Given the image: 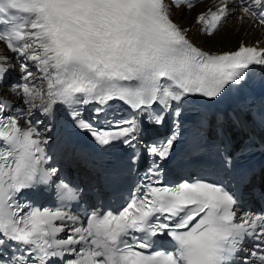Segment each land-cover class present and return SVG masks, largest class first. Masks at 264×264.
Returning a JSON list of instances; mask_svg holds the SVG:
<instances>
[{
  "label": "snow or ice",
  "instance_id": "1",
  "mask_svg": "<svg viewBox=\"0 0 264 264\" xmlns=\"http://www.w3.org/2000/svg\"><path fill=\"white\" fill-rule=\"evenodd\" d=\"M231 2L216 0L199 13V31L214 35L232 14ZM238 3V22L247 17L264 26V11L254 10L264 8V0ZM182 4L193 7L189 0H0V246L11 241L21 250L10 264H52L66 253L76 259L64 264H264V212L238 215L236 197L206 179L154 187L160 184L152 179L161 175L159 166L149 168L148 183L138 184L120 210L92 211L86 223L64 210L79 195L64 181L56 186L55 208L17 200L24 190L49 184L58 171L44 167L48 141L26 119L34 109L49 114L58 104L67 106L77 127L98 144L122 139L130 146L141 131L137 120L106 117L109 128L98 129L81 118L77 106L98 105L95 119L109 102L120 101L147 111L153 125H163L171 113L175 130L147 147L165 160L180 135L178 118L189 97L214 99L241 84L254 66L264 67V48L243 41L222 52L194 45L188 29L171 18V7ZM5 49L21 60L20 82L10 92L24 105L22 115L7 114L13 105L3 94L11 70ZM154 104L162 106L160 114L152 111ZM158 235L170 238V250L157 246ZM247 239L255 241L251 251L244 247Z\"/></svg>",
  "mask_w": 264,
  "mask_h": 264
},
{
  "label": "bare ground",
  "instance_id": "2",
  "mask_svg": "<svg viewBox=\"0 0 264 264\" xmlns=\"http://www.w3.org/2000/svg\"><path fill=\"white\" fill-rule=\"evenodd\" d=\"M193 4L191 9L185 7L183 4L179 7H171L172 20L181 26V28L189 27L187 36L200 48L217 52L218 49H224L225 47H234L239 38H245L247 40L261 39L259 28L250 23L247 17L244 21L238 22L239 16V3L238 0H232L231 11L227 22L225 21L218 31L214 35L208 36L199 31L200 25L196 23L195 14L204 10L205 8L212 6L215 7L216 0H189ZM244 3L249 5V0H244ZM3 44H0V48H3ZM5 54L9 57L10 72L3 85V94L6 97L22 103L11 92L12 85L20 82L21 72L19 64L21 60L19 57H14V54L5 49ZM35 72V67L30 68ZM35 83L39 86L41 81L37 79ZM42 111L34 109L32 112L33 119H38L39 123L36 126L42 124Z\"/></svg>",
  "mask_w": 264,
  "mask_h": 264
},
{
  "label": "rangeland",
  "instance_id": "3",
  "mask_svg": "<svg viewBox=\"0 0 264 264\" xmlns=\"http://www.w3.org/2000/svg\"><path fill=\"white\" fill-rule=\"evenodd\" d=\"M229 19V17L227 18V20ZM227 20H226V22H227Z\"/></svg>",
  "mask_w": 264,
  "mask_h": 264
}]
</instances>
